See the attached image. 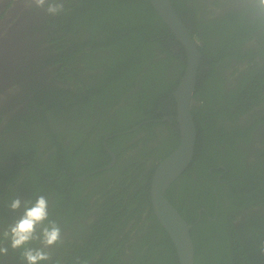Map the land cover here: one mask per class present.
I'll return each mask as SVG.
<instances>
[{"label": "trees", "instance_id": "obj_1", "mask_svg": "<svg viewBox=\"0 0 264 264\" xmlns=\"http://www.w3.org/2000/svg\"><path fill=\"white\" fill-rule=\"evenodd\" d=\"M191 1L170 0L202 54L193 95L198 105L191 104L197 140L192 163L166 197L191 226L194 264H264V235L252 229V234L245 232L247 237H242L222 214L226 199L231 215L243 214L242 198L264 206V157L248 163L249 149L243 151L239 146V142L250 146L252 130L264 123V19H252L248 13L256 14L251 7L206 20L197 15L194 5L186 6ZM55 24L56 32L62 34L54 40V60L61 64L59 80L68 78L74 88L41 89L35 100L44 109L42 114L56 112L60 122L70 114V125L75 126L74 121L103 130L95 138H85L82 130L73 128L71 146H66L61 134L43 133L49 128L48 117L29 118L24 123L28 132L34 123H41L35 133L21 134L22 143H15L6 153L0 148V159L17 162L0 168V193L24 175L30 176L31 184L23 181L20 187L29 188L32 200L45 195L51 202L54 195L56 207L50 210V218L59 225L75 230L73 221L97 213L91 219L90 233L75 245L74 254L64 253L42 264H179L170 237L153 213L150 188L158 164L180 144L173 93L186 69L183 47L150 0H66V11ZM212 37H218L215 43ZM255 39L257 45L243 53L244 42ZM165 117L173 120L162 122ZM249 118L253 125L245 126ZM113 135L106 144L117 158L115 166L85 182H74L111 162L103 140ZM48 138L55 152L46 160L39 155V143ZM221 165L225 168L219 169ZM219 174L229 189L227 194L223 192L225 198L224 186L216 183L212 190V181ZM95 181H100L98 187ZM90 184L95 185L86 195L84 190ZM192 189L206 191L208 199L193 202L189 199ZM178 190L181 194L176 197ZM214 192L220 195L218 208ZM187 199L195 207L192 215L182 204ZM68 201L69 211L59 208ZM210 205L220 212L215 221L205 212L200 218L197 212ZM3 213L10 217L7 211ZM262 222L264 213L260 211L247 217L240 229L258 227L262 231ZM226 224L231 235L238 234L233 242ZM17 252L15 264H26L20 250Z\"/></svg>", "mask_w": 264, "mask_h": 264}, {"label": "flooded vegetation", "instance_id": "obj_2", "mask_svg": "<svg viewBox=\"0 0 264 264\" xmlns=\"http://www.w3.org/2000/svg\"><path fill=\"white\" fill-rule=\"evenodd\" d=\"M192 5L196 7L197 15L200 18H205L206 20H218L219 18L225 17V15L231 10L241 11L244 8L245 10L250 9L253 7V0H192L191 2H186V6L191 7ZM248 15L252 19L258 17L257 15L252 14V12H249ZM59 16L60 15L48 16L41 9H27L24 6L23 0H0V148H2L5 153L9 149H14L13 147L15 143L16 145L22 143V140L20 139L21 134H30L32 131L35 133L34 130L41 126L40 122H36L33 124L31 132L26 131L24 123L28 121L29 118L36 120L35 116L37 119L40 118L39 116L41 115L48 117L49 128L44 130L43 133L47 134L49 132L54 134L57 132L61 134L60 139L66 146H71L72 141L70 130H73V128H77L75 132H77V130H82L85 138H95L96 135H98L97 133L103 130L101 127H97L96 125L87 127L77 125L74 121L72 122L75 126L70 125V114H66V120L64 119V121L60 122L55 118L54 114L56 112L46 111V113L42 114L44 109L41 107L40 103H38V100H35V97L39 96L38 91L41 89H47L46 92H48L50 90L63 87L67 89L74 88L72 86L74 83L68 78L64 81L59 80L60 77L58 75V69L61 64H56L54 60V57L57 54L56 42L54 40L62 35L56 32L58 29L56 27L57 25L55 24V20H57ZM211 39L212 42L215 43L218 37H212ZM257 42L258 41L256 39L245 41L242 47L243 53H245L248 49L255 47ZM87 48L89 49V47ZM243 63H246V61ZM91 72V70L89 72L87 71V74L89 75ZM84 81L86 83L89 82L88 79H84ZM93 84L97 83L94 82ZM111 94H109L107 98H109ZM110 117L114 118L115 116L111 115ZM169 119L172 121L173 117H165L161 121L165 122ZM248 120L249 121L245 124V126L253 125V118H249ZM226 124H230V120H227ZM37 134L39 135L41 132H38ZM114 136L115 135L107 136L103 140V145L106 147L107 152L110 148L107 146L106 142ZM251 137L253 142L250 146H246L242 142H239V146L243 151L249 149V153H247L245 158V160H248V163L252 160L264 157V123L257 125V127L252 130ZM54 152L55 150L52 139L50 140L48 138L43 142L40 141L39 155H41L44 159L50 157V155ZM108 154L110 155L109 152ZM113 155L115 157L114 153ZM0 156L2 155L0 154ZM110 157V163L112 164L110 168H113L117 162V158H114L116 160L115 161L111 155ZM46 160H48V158ZM16 163L17 162L15 161L8 162V160L0 159V168H9L17 165ZM22 164H25V162L23 161ZM219 167V169L225 168L224 165ZM21 170L22 174H25V170L23 168ZM209 170L212 172L211 169ZM103 171L105 170L102 168L86 175H88V178ZM26 174L29 175V172ZM29 177L30 176L25 177L24 175V177L19 180L15 186L8 185L4 193H0V233H2L8 224L12 223L13 220L21 214L20 212H14L9 208L11 200L18 196L20 197V195H22V200L30 199L28 196L30 195L28 192L29 188L27 187V189L24 190L20 187L23 184V181L26 185H28L27 180L31 184ZM193 177L195 178V175ZM222 177V174H219L216 179L212 181V185H214L212 190L215 191L214 188L216 183H219L220 186H224V189L222 190V197L225 198L223 194H227L229 189L227 187V183L225 184V182L222 181ZM87 178L84 181L74 182H85ZM95 184L98 187L100 181L98 184L97 181H95ZM95 184H90V186L86 187V189L84 188V194L87 195L90 187L92 188ZM192 190L193 192L191 193L189 199L193 200V202H200L208 199L206 191L198 192L194 189ZM175 194V196L178 197L181 194V190L176 191ZM214 194L216 195V208H218L220 204V195H218L217 192H214ZM236 195L238 196V194ZM51 200L50 210L56 207L54 195H52ZM227 200L228 199L223 200L225 203V210L223 209L222 214L226 217L227 223L231 222L232 225L235 226L238 230V234H241L242 237H247L245 232L252 234V229H254V231L258 232V235H264V230L259 231L257 229L258 227H246L244 229H240V225L243 224V221L247 217L259 215L260 211L264 213V206H254L250 199L245 201L244 198H242V204H245L242 209L243 214L231 215V212L228 211L229 206L227 205L229 204L227 203ZM182 204L185 211L189 215L195 213V207L191 206L192 204L188 199ZM63 205L64 207L60 206L59 208H64L65 211H69L71 203L68 201L66 204L63 203ZM4 211L8 212V215H10L9 218L4 216ZM95 211H92L91 213H95ZM197 212L200 218L203 216L202 213L205 212L207 217L210 218L209 220L212 221H215L218 217L217 214L220 213H218L217 209H215V205L201 207L200 209L198 208ZM95 214V217L93 214L89 216V218H79V220L73 221L72 223L75 230L71 229L69 226H65L63 223L60 224L63 243L53 248L46 249V251L51 252L53 259L56 257L60 258L64 253H75V245L81 243L83 239L82 237H85L90 233L93 226L91 219L95 220L97 217V213ZM261 226L264 227V222L261 223ZM226 227L228 228V236L229 238H232L233 242L234 237L238 236V234L235 233L234 235H231L229 231H232V229L229 227V224H226ZM0 239H2V236H0ZM6 246H8L7 242ZM35 247H40V244L36 242ZM17 253V250H12L9 246L8 254L0 255V262L3 264H15V260L13 258H19V254Z\"/></svg>", "mask_w": 264, "mask_h": 264}, {"label": "water", "instance_id": "obj_3", "mask_svg": "<svg viewBox=\"0 0 264 264\" xmlns=\"http://www.w3.org/2000/svg\"><path fill=\"white\" fill-rule=\"evenodd\" d=\"M150 3L186 53V69L173 93L176 102L175 120L180 133V144L155 169L150 188L151 206L156 219L174 245L179 264H194V246L190 236L191 226L169 202L166 192L186 171L194 158L197 130L191 114V104H198L193 95L196 90L202 54L197 41L174 10L170 0H150ZM108 152L114 159L112 151L108 149ZM111 165L110 163L103 169H110ZM87 176L75 178L74 181H84Z\"/></svg>", "mask_w": 264, "mask_h": 264}, {"label": "clouds", "instance_id": "obj_4", "mask_svg": "<svg viewBox=\"0 0 264 264\" xmlns=\"http://www.w3.org/2000/svg\"><path fill=\"white\" fill-rule=\"evenodd\" d=\"M23 3L25 8L41 9L48 16H58L66 11V0H23ZM252 10L264 19V0H253ZM9 208L21 214L0 233V255H7L10 246L12 250H20L21 260L26 264L51 261L52 254L46 249L62 244L63 238L60 225L50 218L49 198L45 195H39L35 200L16 197ZM33 242H38L40 247H33Z\"/></svg>", "mask_w": 264, "mask_h": 264}]
</instances>
